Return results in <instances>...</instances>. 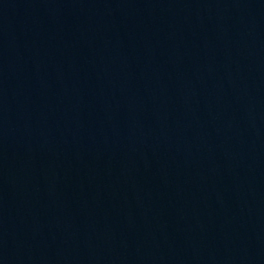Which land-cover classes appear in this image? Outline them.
Segmentation results:
<instances>
[{
  "label": "water",
  "instance_id": "obj_1",
  "mask_svg": "<svg viewBox=\"0 0 264 264\" xmlns=\"http://www.w3.org/2000/svg\"><path fill=\"white\" fill-rule=\"evenodd\" d=\"M0 264H264V0H0Z\"/></svg>",
  "mask_w": 264,
  "mask_h": 264
}]
</instances>
